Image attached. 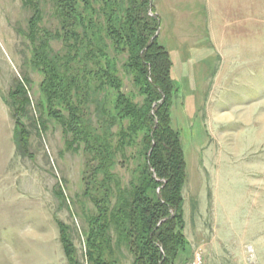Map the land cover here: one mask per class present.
Wrapping results in <instances>:
<instances>
[{
	"label": "rangeland",
	"instance_id": "obj_1",
	"mask_svg": "<svg viewBox=\"0 0 264 264\" xmlns=\"http://www.w3.org/2000/svg\"><path fill=\"white\" fill-rule=\"evenodd\" d=\"M86 1L97 9L92 20L102 24V2ZM23 2L0 0V264H68L61 226L85 264L90 219L98 213L82 195L86 151L83 143L71 147L72 134L63 133V100H53L55 118L44 108L43 75L27 38L32 10ZM151 2L150 15L158 19L153 39L171 63L170 126L186 164L179 204L183 246L173 264H189L197 251L204 264H264V0ZM41 10L38 33L54 35L59 25L51 4L42 3ZM49 45L62 49L61 40ZM105 45L113 66L105 58L96 66L87 55V68L115 71L123 93L143 104L148 96L134 84L127 54L116 53L109 39ZM92 78H86L91 97L85 99L113 102L114 92L97 91ZM20 85L28 98L23 111L14 95ZM88 110L96 122L95 105ZM142 135L117 157L114 172L124 188L143 163L137 157ZM121 243L115 253L120 264H133Z\"/></svg>",
	"mask_w": 264,
	"mask_h": 264
},
{
	"label": "trees",
	"instance_id": "obj_2",
	"mask_svg": "<svg viewBox=\"0 0 264 264\" xmlns=\"http://www.w3.org/2000/svg\"><path fill=\"white\" fill-rule=\"evenodd\" d=\"M81 1L83 7L78 9ZM100 1L102 24L92 20L97 9L86 0L23 2L32 10L27 38L43 75L40 87L44 108L55 118L59 110L50 111L53 100H63L67 109V116L61 121L63 133L65 137L72 134L75 143L71 147L76 146L78 150L83 143L86 151L82 195L93 203L98 213L90 219L85 264H120L115 253L121 242L133 254V264H173L183 246L179 204L186 164L178 135L170 126L171 63L164 48L153 39L158 30V19L150 15V11L154 14L153 4L150 6L153 0ZM45 2L51 4L59 25L54 35L37 31L40 29L37 24L44 16L41 5ZM87 10L90 11L86 15L88 21L83 17ZM51 39L61 40L60 51L51 49ZM106 39L116 53L127 54V67L133 82L148 96L143 104L134 103L123 93L115 71L105 68L95 72L87 68V55L93 63L96 60V66L98 59L104 58L108 68L113 66L111 54L105 51L108 49ZM96 42L102 43L104 48L96 46ZM90 75L93 76L90 81L95 80L94 85L98 83L95 85L97 91L103 88L114 92L113 102L111 99L100 102L85 99L91 97L86 80ZM14 95L23 111L24 101L27 103L28 99L26 91L20 85L15 88ZM91 103L95 105L97 118L94 123L88 110ZM41 124L45 129L44 123ZM116 125L118 131L112 132ZM141 132L142 148L137 157L141 156L143 163L140 169L137 167L133 171L135 176L129 187L124 188L114 172L117 157L123 158L125 148L137 144ZM16 137L15 132V140ZM60 228L68 264H80L71 239L65 238L64 227ZM113 235L117 237L114 242Z\"/></svg>",
	"mask_w": 264,
	"mask_h": 264
},
{
	"label": "built area",
	"instance_id": "obj_3",
	"mask_svg": "<svg viewBox=\"0 0 264 264\" xmlns=\"http://www.w3.org/2000/svg\"><path fill=\"white\" fill-rule=\"evenodd\" d=\"M189 264H204L202 255L199 251L195 252L192 255Z\"/></svg>",
	"mask_w": 264,
	"mask_h": 264
},
{
	"label": "water",
	"instance_id": "obj_4",
	"mask_svg": "<svg viewBox=\"0 0 264 264\" xmlns=\"http://www.w3.org/2000/svg\"><path fill=\"white\" fill-rule=\"evenodd\" d=\"M152 5V2L150 1V6Z\"/></svg>",
	"mask_w": 264,
	"mask_h": 264
}]
</instances>
